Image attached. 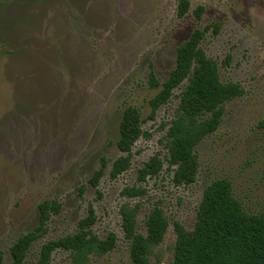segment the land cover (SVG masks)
<instances>
[{
  "label": "rangeland",
  "instance_id": "rangeland-1",
  "mask_svg": "<svg viewBox=\"0 0 264 264\" xmlns=\"http://www.w3.org/2000/svg\"><path fill=\"white\" fill-rule=\"evenodd\" d=\"M177 16L179 0H0V251L13 264L10 249L39 223V204L61 205L48 231L33 245L25 264H36L41 246L77 231L92 205L93 232L117 236L116 248L91 256L90 264L130 262V241L119 213L121 192L138 183L137 173L155 154L164 169L149 178L138 229L158 204L170 221L164 241L152 250V264L173 262L179 221L191 231L205 188L228 179L234 196L250 214H264V0H189ZM204 7L201 19L193 11ZM219 22L201 46L214 60L222 82H235L244 94L225 104L219 129L197 147L199 172L191 185L176 186L165 147L167 129L177 115L174 91L154 119L149 100L161 87L148 84L151 69L163 83L175 67L176 50L197 28ZM140 110L143 130L132 149L128 171L111 180L124 110ZM108 160L98 187L89 179ZM84 187L83 195L80 189ZM98 192L102 196L98 198ZM51 264H73L57 250Z\"/></svg>",
  "mask_w": 264,
  "mask_h": 264
},
{
  "label": "trees",
  "instance_id": "trees-1",
  "mask_svg": "<svg viewBox=\"0 0 264 264\" xmlns=\"http://www.w3.org/2000/svg\"><path fill=\"white\" fill-rule=\"evenodd\" d=\"M190 10L189 0H179L177 16L183 18ZM203 6L194 9L200 20ZM221 23L214 22L195 29L189 39L176 50L175 67L161 83L153 69L148 77L149 87H161L149 100V119H154L158 110L173 97L174 91L186 81L179 97L177 115L167 129L165 147L170 168H173V183L176 186L193 184L199 172L198 145L215 133L222 122L225 104L241 97L244 89L235 82H222L217 63L209 58L201 44L208 33L219 34ZM144 119L136 107H127L119 125L118 149L124 155L116 158L110 167L111 180L118 179L128 171L132 163V149L143 136L151 135L143 130ZM164 160L159 154L152 156L138 170V183L125 187L121 195L127 199L119 210L124 237L130 241V262L124 264H152V250L165 239L170 221L163 209L156 204L146 218V234L138 229V216L142 205L129 200L146 196L144 183L158 176L164 169ZM108 160L101 158L100 167L89 179L92 187H98L107 171ZM85 188L80 189L83 195ZM102 196L98 192V198ZM56 201L45 200L39 204V223L34 229L22 234L10 249L13 264H25L34 243L46 234L48 223L60 212ZM98 216L90 205L88 213L79 223L74 234L44 243L36 264H51L57 250L70 252L73 264H90L91 256H103L117 246V236L110 233L100 239L93 232ZM176 233L173 262L171 264H264V214H250L234 196L228 179H217L204 190L197 211L194 229L187 230L179 221L173 222ZM0 264L4 254L0 251Z\"/></svg>",
  "mask_w": 264,
  "mask_h": 264
}]
</instances>
